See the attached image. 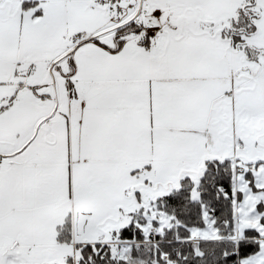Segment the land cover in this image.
Segmentation results:
<instances>
[{"label": "snow or ice", "instance_id": "6c2138e0", "mask_svg": "<svg viewBox=\"0 0 264 264\" xmlns=\"http://www.w3.org/2000/svg\"><path fill=\"white\" fill-rule=\"evenodd\" d=\"M0 264H264V0H0Z\"/></svg>", "mask_w": 264, "mask_h": 264}]
</instances>
